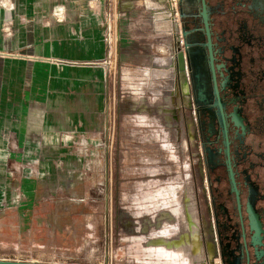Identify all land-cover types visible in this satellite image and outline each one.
<instances>
[{
    "label": "rangeland",
    "instance_id": "rangeland-1",
    "mask_svg": "<svg viewBox=\"0 0 264 264\" xmlns=\"http://www.w3.org/2000/svg\"><path fill=\"white\" fill-rule=\"evenodd\" d=\"M164 1L162 12L122 0H64L33 16L16 14L14 0H0V58L50 59L33 67L45 75V125L53 133L34 137L38 144L28 152L4 128L2 150L12 157L0 154V259L178 264L141 246L135 227L149 221L159 200L176 214L177 196L188 187L201 247L196 262H214L202 220L194 115L176 81L174 123H165L150 80L135 72L151 67L141 61L146 42L156 57L182 46L176 0ZM10 94L0 112L33 100ZM8 122L19 126L21 115L11 112Z\"/></svg>",
    "mask_w": 264,
    "mask_h": 264
},
{
    "label": "flooded vegetation",
    "instance_id": "flooded-vegetation-1",
    "mask_svg": "<svg viewBox=\"0 0 264 264\" xmlns=\"http://www.w3.org/2000/svg\"><path fill=\"white\" fill-rule=\"evenodd\" d=\"M176 3L177 13L185 11L178 15V27L184 28L181 47L186 44L191 57L187 103L194 115L202 220L212 264H264V0ZM196 72L202 79V104L192 96L191 74ZM191 196L188 187L177 196L180 206L187 204L186 214L179 211L187 231L159 200L153 208L157 212L135 227L141 246L161 258L175 256L178 264H198L201 247ZM159 219L168 224L164 237L184 242L170 249L151 243L160 239ZM192 224L197 237L187 241Z\"/></svg>",
    "mask_w": 264,
    "mask_h": 264
},
{
    "label": "crops",
    "instance_id": "crops-1",
    "mask_svg": "<svg viewBox=\"0 0 264 264\" xmlns=\"http://www.w3.org/2000/svg\"><path fill=\"white\" fill-rule=\"evenodd\" d=\"M64 0H14L16 3V14H28L33 16H41L42 14L46 13L52 5H55L56 3H62ZM76 2V0H73ZM123 4L127 6H130L131 8H137L138 6L142 5V3L146 4L145 0H122ZM154 1L149 0L148 4H153ZM147 5V4H146ZM77 10L78 6H75V4L71 5L69 4V7H73ZM148 7V6H147ZM149 8V7H148ZM2 9L0 8V13ZM26 11V12H25ZM152 33V37L153 38ZM150 41L146 42L144 45H142V51L141 56L144 64L146 65L148 63V60L146 58V55H151V45L149 43ZM3 48V42L0 40V50ZM162 49L161 47H159ZM21 57V56H20ZM29 58V60H28ZM25 59V57L22 56V58H16L12 60H8L4 62L3 58H0V101L4 102V97L7 96V94L11 93L12 99L19 101V96L27 95L29 97L30 95L33 97V100L31 97L26 98L27 104L26 106H20L16 105L7 108L6 110H2L0 113H2L0 117V154L4 155V159H11L12 156H8L7 151H3V145L5 144L3 140V131L4 128L10 127L13 130H11V134L17 135L21 144L25 146V149L29 152L32 151L29 145L32 144H38V142H33L32 139L34 137H41L43 136H50L52 135V131L50 128H48L45 125L46 122V106L44 105V93H45V75L40 73V68L36 71V67H33L34 61H38V63H42L44 61L50 60L49 58H42L38 56L28 57ZM31 59V60H30ZM9 63V64H8ZM135 72H138L140 76H142L143 72H146L145 70H135ZM144 78V76H143ZM28 99L32 100L29 101ZM34 100L36 101L34 103ZM9 105V104H7ZM11 112H17L21 115V124L18 125H12L8 122V114H11ZM4 120V122H3ZM7 130V133L8 131ZM173 130V129H172ZM174 131V130H173ZM176 135L170 133V137L175 138ZM42 142V141H41ZM44 143V142H43ZM163 205V204H162ZM178 206V212L175 214L173 212V218L177 219L180 226L184 228V230L187 231L188 229V223L187 221L183 222L181 221L180 212L183 210V212L187 213V204H180ZM182 208V209H181ZM161 226L159 227V230L166 231L167 230V222H165L163 219H160ZM167 224V225H166ZM166 238V237H165ZM184 242V241H182Z\"/></svg>",
    "mask_w": 264,
    "mask_h": 264
},
{
    "label": "bare ground",
    "instance_id": "bare-ground-1",
    "mask_svg": "<svg viewBox=\"0 0 264 264\" xmlns=\"http://www.w3.org/2000/svg\"><path fill=\"white\" fill-rule=\"evenodd\" d=\"M148 1L149 0H145L148 7H153V8L157 7V8H161V10H162V8H166L165 7L166 4H165L164 0H151V1H154V3L150 4V5L148 4ZM158 6H160V7H158ZM163 11L164 10H162V12ZM164 22H165V25L167 27L172 26V24L169 21H164ZM171 30H173V26H172ZM161 33H162L161 31L154 32L153 38H156V37L159 38L160 37L159 34H161ZM169 37L167 39H169ZM161 48L163 49V47H161ZM153 56H155V55L154 54H151V55L147 54L146 55L148 62H150L152 60ZM168 56H169V54L160 55V57H159L160 61L158 60V64H160L159 67H150V69L148 71L142 73V77L144 76V78H145V79L143 78L144 80H150V86H151V90L154 93V99H155V101L160 102V104H159L160 109L164 110L163 112L160 110L161 118L163 119V121L165 123L172 124V123H174L173 119H172V111L173 112L175 111V110H173L174 109V107H173L174 97H173V86H172L173 82H174V73H173L172 68H170V67L166 68V67L162 66L163 64H165L168 61V58H167ZM184 86H185V84H184ZM145 117L150 118L149 116H145ZM170 133L174 134V136H175L176 130H174V131L170 130ZM158 226H161L160 221H158L156 224V227H158ZM164 233H166V232H164V231L156 232V234L160 236V239H158V241H150V242L153 244L158 243L157 244L158 246H166L167 249H170L173 247L176 248V246H173V244H176L178 241L175 242L174 240H171V239L168 240L167 238H165L163 236ZM196 234H197L196 233V227L194 230V226L192 224V225H190V234L186 233L185 239H187V238L192 239L193 238V240H194V237L195 238L197 237ZM188 239H187V241H188ZM172 257L176 260L175 256H172ZM192 263H194V262H192Z\"/></svg>",
    "mask_w": 264,
    "mask_h": 264
},
{
    "label": "water",
    "instance_id": "water-1",
    "mask_svg": "<svg viewBox=\"0 0 264 264\" xmlns=\"http://www.w3.org/2000/svg\"><path fill=\"white\" fill-rule=\"evenodd\" d=\"M179 1V0H178ZM185 14L184 10H180L178 12L179 17H183ZM182 37L184 38V28L183 26L180 29ZM168 61L163 64V67H170L173 70L174 73V82H173V89L175 82L177 81V84L179 85V93L182 96H185L186 98V106L188 108V103H187V72L186 70L190 68V55L188 53V49L186 47V44H184L183 47H177L175 48L174 51H172L169 56L167 57ZM160 58L154 56L152 60L150 61L151 67H159L160 64H158V60ZM160 61V60H159ZM187 67V69H186ZM197 69V66H196ZM191 83H192V90H193V100L195 103L202 104L203 103V95H202V79H201V74L198 72L191 74ZM185 84V86H184ZM150 86V84H149ZM151 89V86H150ZM152 95L154 96L153 91H151ZM155 100V99H154ZM0 264H55V263H38V262H26V261H16V260H5V259H0Z\"/></svg>",
    "mask_w": 264,
    "mask_h": 264
}]
</instances>
